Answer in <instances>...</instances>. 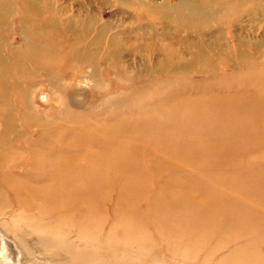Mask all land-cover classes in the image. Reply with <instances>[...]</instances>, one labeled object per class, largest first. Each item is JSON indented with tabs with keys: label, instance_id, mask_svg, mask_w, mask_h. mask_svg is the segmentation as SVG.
Segmentation results:
<instances>
[{
	"label": "rangeland",
	"instance_id": "1",
	"mask_svg": "<svg viewBox=\"0 0 264 264\" xmlns=\"http://www.w3.org/2000/svg\"><path fill=\"white\" fill-rule=\"evenodd\" d=\"M169 98L196 103L195 111H176L182 123L173 135L192 149L227 153L218 162L245 178L237 209H223L261 214L264 127L246 121L261 131L225 134L214 112L222 109L219 121L230 117L224 110L229 103L260 99L264 105V0H0V236L11 250L0 246V264H247L257 251L264 257L259 234L236 239L228 225L216 229L211 221L176 231L152 216V207L148 213L157 192L179 190L167 185L176 177L170 167H178L165 146H154L157 134L144 120L160 118ZM125 120L147 134L131 139L119 131ZM103 146L135 159L110 162ZM85 152L93 162L76 169H87V188L95 186L90 169L102 168L104 179L81 238V211L41 219L24 205L33 198L14 189L36 185L38 169L47 183L52 169L69 167ZM190 163L187 183L213 169ZM119 166L141 169L146 177L132 200L120 199L123 179L107 170ZM245 190H254L255 199L245 198ZM126 202L129 216L122 220ZM58 216L67 221L53 226L61 231L67 224L63 246L37 228Z\"/></svg>",
	"mask_w": 264,
	"mask_h": 264
},
{
	"label": "bare ground",
	"instance_id": "2",
	"mask_svg": "<svg viewBox=\"0 0 264 264\" xmlns=\"http://www.w3.org/2000/svg\"><path fill=\"white\" fill-rule=\"evenodd\" d=\"M178 104L179 100L169 98L166 107L160 108V118L156 120L148 118L144 119L149 122L147 129L148 132H154L157 134L154 146L159 148L165 146L167 148L166 154H170L172 158L171 161L175 162V165L178 167H170L171 172L176 173V177L168 180L167 185H179V190L176 193L167 189V195L157 192L158 202L154 201L155 204L148 207V213L152 207L154 209V215L152 216L156 217L171 230L180 231L186 229L187 227H191L193 230H199L200 228H203L205 221H211L212 225H214L216 229L223 228L228 225L231 229L230 233L233 237L237 236L236 239H242L252 234H259V243H264V200L261 203V214L259 215H255L254 212L248 208L244 211L236 210L234 213H230L226 209H223L228 207L237 209V197L239 196L238 193L240 190L239 185L245 183V178L231 173L229 170L230 166H225L218 162L223 158L227 160V153L208 154L203 151H198L195 147L192 149L190 145L181 143L180 138L177 135H173L176 130H179V126L181 127L180 123H182V120L180 119V116L187 111L196 110L194 106V104H196L195 102L189 103L186 106ZM231 105L232 106H230L229 103L227 106H224L227 108L224 110L229 112L230 117L228 118L218 121V118L221 117L218 112L220 113L221 111L219 110L222 109L219 108L214 112L216 125L221 127V129H224L226 131H224L225 134H230L235 131H261V125L264 127V105H261L260 99L258 100V103L255 104H245L239 106L238 104L233 103ZM247 106L251 107L247 110H242V108ZM178 110L183 111V113H179V115L176 114V111ZM253 120H260L261 125L254 128L243 124L246 121ZM111 130L112 129L109 127L104 128V131L110 132ZM119 131L126 134L131 139L144 137L147 134L146 131L134 125L131 120H125L122 124H120ZM80 145L81 144L78 142H73L74 147H80ZM236 145L237 148L241 147L239 143H236ZM194 146L197 145L194 144ZM183 148L189 149L190 152L182 150ZM101 150L103 151L101 155L109 156L110 162L118 163L119 160L123 161L122 159L131 156L135 159V156L131 154V152L117 156V153L114 150H110L107 146H103ZM216 151L218 150L215 149V152ZM81 156L82 157L77 160L76 157L73 158L76 163L73 162V164L69 167L60 165L57 169H52L53 176H51L47 183H43L45 170L38 169L36 175L33 177L38 181L36 185L24 187L21 190L15 188L14 185V190L19 196L24 195L26 197L33 198V201L26 202L24 205L29 207L32 211L38 210L39 217L41 219L51 217L67 210H75L77 212L81 211L79 222L82 227L81 229H77L80 230V232L82 231V234L80 233L78 237L84 238L87 231L82 228L86 221L89 220V209H96L98 205L95 203V197L102 194L104 174L102 173V168L94 167L90 169V171L95 175V182H93L95 186L93 187V190H89L87 187H90L91 185L88 184V179L85 175L87 169L81 170L76 169V167L79 163L91 164L93 161H89L92 160V158H90V152H85ZM92 156L93 154L91 157ZM192 160L195 161L196 164L210 167L208 170L213 168V171L214 169L220 168L224 171V173L215 174L211 171L207 175L199 176L196 180L194 179L190 183H187L184 179V175L192 171V167L195 165L190 163ZM98 161L105 160L101 159ZM210 164L217 167L214 168L210 166ZM107 170L113 174L115 178L123 179V192L122 196L120 195V199L122 198L123 201L132 200L133 193L140 194L145 189L143 180L146 179V177L141 169L133 170L131 168L127 169L126 167L119 166L117 168H108ZM162 171L163 170H157L156 174L161 173ZM79 185L83 186L77 187ZM167 185L164 187L167 188ZM261 191H264V187H261ZM242 193L247 199H255L254 190H245ZM91 195L94 197H91ZM171 198H174L173 204L165 202ZM127 204L130 203L126 202L122 206V220L129 216V213L125 211ZM177 205L180 207H176ZM170 212L176 213L174 219H169L167 217V214ZM65 215L68 216V213H65ZM119 217L120 215H118V218ZM231 217L239 223H245V225L232 224L228 222L227 220ZM216 218L221 219L218 221ZM60 222L67 221L63 216H58L54 218L50 224L43 227L41 226L40 228L36 227L41 230L42 233L48 234V236H51L54 240H56V242H59L58 244L63 246L66 245L64 238H67L68 234H64L62 232L64 229H67V224L63 226L61 231L53 228L55 225L60 226ZM35 230L37 231V229ZM8 243L9 242L5 241L0 236V246L3 245L7 247L10 244ZM7 250L11 252L9 246ZM248 254H246L245 257L248 256ZM245 262H247V264L251 262L255 264H264V257L257 251L254 253L252 258L245 260Z\"/></svg>",
	"mask_w": 264,
	"mask_h": 264
}]
</instances>
